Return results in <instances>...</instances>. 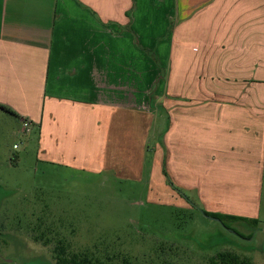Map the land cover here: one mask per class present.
<instances>
[{
    "label": "crops",
    "instance_id": "obj_1",
    "mask_svg": "<svg viewBox=\"0 0 264 264\" xmlns=\"http://www.w3.org/2000/svg\"><path fill=\"white\" fill-rule=\"evenodd\" d=\"M159 77L163 167L207 211L257 217L264 0H0V103L51 162L116 166Z\"/></svg>",
    "mask_w": 264,
    "mask_h": 264
},
{
    "label": "rangeland",
    "instance_id": "obj_2",
    "mask_svg": "<svg viewBox=\"0 0 264 264\" xmlns=\"http://www.w3.org/2000/svg\"><path fill=\"white\" fill-rule=\"evenodd\" d=\"M159 84L160 77L151 91L154 99ZM158 104L155 99L137 109L135 124L127 126L130 136L106 148V156L120 162L100 171L49 161L38 151V128L0 112L2 258L10 264H55L54 249L64 238L75 251H95L113 258V264L126 259L132 264H206L226 249L264 264V197L257 227L241 221L225 226L206 216L200 198L167 169L164 175L165 116H158ZM118 128L123 131L124 125ZM44 232L50 240L41 237Z\"/></svg>",
    "mask_w": 264,
    "mask_h": 264
},
{
    "label": "trees",
    "instance_id": "obj_3",
    "mask_svg": "<svg viewBox=\"0 0 264 264\" xmlns=\"http://www.w3.org/2000/svg\"><path fill=\"white\" fill-rule=\"evenodd\" d=\"M126 28L130 30L129 25ZM137 43H138V40H137ZM150 55H152L154 60L157 61L154 53H150ZM0 109L18 116V114L7 105L0 103ZM163 172H164V175H167V171L165 168H163ZM185 196L188 197L187 195ZM200 209L203 211V213L206 216L219 219L225 226H228V223L234 224L235 222H240V221L249 223L251 225H255L256 227L259 224L258 218H248V217L222 214V213H217V212H210L202 207H200ZM39 226L41 227L42 225L39 224ZM235 233L238 236L242 237L237 231H235ZM45 234H46L45 232L42 233L41 237L46 236V240H50L48 239L49 238L48 235H45ZM4 244H5L4 242H1V237H0V264H10L7 260L2 258L1 256L2 247ZM54 253H55V258H56L55 264H113V262L115 261L113 258L109 256L100 257L99 254L95 251H91V250L80 251V252L75 251L74 249H72L71 244L68 243L67 240H65L64 238L58 239L56 248L54 249ZM126 260L127 261H124L122 264H132V262L128 261V259ZM206 264H254V263L250 257L242 256L236 251L226 249V250L218 251L214 255L209 257Z\"/></svg>",
    "mask_w": 264,
    "mask_h": 264
},
{
    "label": "water",
    "instance_id": "obj_4",
    "mask_svg": "<svg viewBox=\"0 0 264 264\" xmlns=\"http://www.w3.org/2000/svg\"><path fill=\"white\" fill-rule=\"evenodd\" d=\"M216 220L220 221L219 219L215 218ZM46 264H53V263H46Z\"/></svg>",
    "mask_w": 264,
    "mask_h": 264
},
{
    "label": "built area",
    "instance_id": "obj_5",
    "mask_svg": "<svg viewBox=\"0 0 264 264\" xmlns=\"http://www.w3.org/2000/svg\"><path fill=\"white\" fill-rule=\"evenodd\" d=\"M30 128L29 127H26V131H28Z\"/></svg>",
    "mask_w": 264,
    "mask_h": 264
}]
</instances>
